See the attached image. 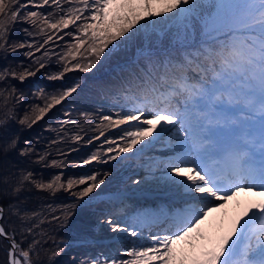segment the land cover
<instances>
[{
    "label": "snow or ice",
    "instance_id": "snow-or-ice-1",
    "mask_svg": "<svg viewBox=\"0 0 264 264\" xmlns=\"http://www.w3.org/2000/svg\"><path fill=\"white\" fill-rule=\"evenodd\" d=\"M141 7L143 14L133 0H0V61H7L10 53L25 47L29 51L24 55L32 60L31 64L21 61L15 67L11 62L0 64V84H4L0 87L4 101L0 112V196L7 193L9 199L18 198L26 185L53 196L66 191L76 202L57 205L55 209L47 206L53 213L57 209L61 213L51 215L49 223L63 227L74 209L105 182L103 177L110 175L107 171L93 172L64 181L61 174H56L45 181L33 179L32 172L19 170V161L12 157L19 141L13 122L30 128L76 93L80 84L53 93L38 88L33 94L44 101L43 106L33 105L17 118L15 109L25 94L9 79L24 83L45 68L42 60L56 55L46 47L54 43V37L63 40L66 35L71 40L63 54L56 56L62 67L48 75L49 80L62 79L76 69L87 73L141 28L171 19L185 49L183 56L147 54L148 70L133 72L121 83L123 103L113 113L98 117L99 135L87 140L78 134L72 137L75 142L91 144L105 137L106 130L116 129V139L105 137L102 152L97 149L73 167L114 163L123 159V153L140 151L153 142L163 143L175 155L153 161L150 167L163 165L161 179L181 197L185 208L176 214L174 224L151 235L147 246L135 243L122 249L123 258L102 253L85 257L79 264H264V199L249 205L227 233L211 247H204L199 255H178L174 249L178 241L192 234L194 239H203L199 225L231 196L239 192L264 195V0H166L161 11L152 10L151 0H143ZM17 24H27L32 30L20 29L25 38L9 43ZM37 38H43V42ZM42 49L43 55H36ZM80 115L86 119L94 116L87 112ZM133 128L135 131L129 130ZM60 129L64 131V123ZM63 139L61 136L51 143ZM34 153V148L26 147L19 155ZM46 156L47 153L37 154L36 162L57 169L64 167L63 161L47 160ZM74 188L79 190L73 192ZM22 207L15 206L22 224L39 217L36 212H22ZM103 223L113 234L127 233L131 237H138L142 226L139 219L129 224L111 214ZM38 226L32 224L26 232L35 237ZM47 235L42 232L41 240L33 238L31 243L25 236L18 242L10 230L0 225V239L6 242L5 264H34L31 256L47 251L41 243ZM48 238L56 245L49 257V264H54L64 251L59 247L63 242ZM189 244L195 249L191 240Z\"/></svg>",
    "mask_w": 264,
    "mask_h": 264
},
{
    "label": "trees",
    "instance_id": "trees-1",
    "mask_svg": "<svg viewBox=\"0 0 264 264\" xmlns=\"http://www.w3.org/2000/svg\"><path fill=\"white\" fill-rule=\"evenodd\" d=\"M155 26L157 28L149 23L146 27L135 32L127 41L118 44L112 52L102 58L91 71L85 73L76 69L65 73L62 79L49 80L47 76L56 73L62 67L56 56L63 54L67 42L71 40V37L66 35L63 36V40H57L54 37V43L50 42L46 47L56 55L50 59L44 58L42 60L46 64L45 68L40 69L35 76L27 78L24 83L9 79L10 84L16 85L19 91L25 94L21 104L16 106L17 118L23 116L25 111H30L33 105L43 106L44 101L33 94L38 88H44L48 93H53L64 87L76 83L80 84V88L76 93L60 105H56L30 128L13 122L19 141L12 157L19 161V170L32 172L33 179H43L45 181L56 174H61L62 180L66 181L69 177L79 178L91 175L93 172L102 174L107 171L110 173L109 176L103 177L105 182L89 197H85L81 206L74 209V214L63 227L58 226L55 222L49 223L51 215L60 216L61 213L58 209L53 213L47 206L51 205L55 209L57 205L76 202L74 197L66 191L57 192L53 196L47 191L37 190L30 185H26L23 194L18 198L9 199L7 193L0 196V203H3V216L0 217V225L10 230V234L18 242L23 241L25 236L28 237V243H31L33 238L41 240L40 233L47 232L48 235L41 241L43 249L47 251L40 250L34 253L31 256L34 264H49V257L51 252L55 250L56 245L48 237H54L58 243L63 242L59 243V247L63 248L64 251L55 258L54 264H79V261L85 257L102 253L117 254L116 249H118L117 245L119 243H115L116 246L114 247L113 240L105 241L113 233L103 221L111 214L114 218L131 223L129 214L135 206L130 203L122 206L119 202L121 196H118V194L122 192L123 181L129 178L127 177L128 174L133 172L136 167H141L144 171L140 174H143L144 179L147 178L145 174L149 173L148 169H150L146 163L147 158L140 160L139 156L127 157L124 154L122 155L123 159L118 158L117 162L114 163L95 162L90 165L76 167H73V165H79L81 160L86 159L88 155L96 152L97 149L102 152L105 137L110 140L116 139L117 130L108 129L105 132V137H101L98 141H93L91 144L84 142V140L91 139L93 135H99V129H96V125L99 123L98 117L113 113L116 111L117 106L123 103L125 93L120 91L122 81L133 72H140L141 69L148 70L146 56L149 52L158 53L161 56L165 53L170 54L171 57L183 56L185 49L181 47L180 41L177 39V28L174 25L165 28H162V24ZM24 27H28L29 31L32 30L27 24H17L11 32L9 43L25 38L26 34L20 30ZM58 35H63V33H58ZM28 39L31 40L32 38L28 37ZM37 39L41 43L43 42V38ZM220 39H224V37L220 36ZM26 51H29L27 47L10 53L8 60L0 61V64L11 62L13 67L21 61L25 65L31 64L32 60L24 55ZM43 51L42 49L36 55L42 56ZM189 51L191 50L189 49ZM69 67H71V63ZM0 87H4V84H0ZM125 87H129V85H125ZM3 103V97H0V112H2ZM82 112L93 113L94 116L91 119L82 118L80 115ZM69 121H76V124H71ZM61 123L65 124L64 131L60 129ZM129 130L135 131L134 128ZM65 131L67 135H64ZM73 134L84 137V140L75 142L72 139ZM61 136L64 137L62 142L51 143L52 141H59ZM112 146L115 147V145ZM26 147L34 148L35 153L26 156L19 155L20 151ZM44 153H47V160L63 161L64 167L57 169L37 163V154ZM104 159H107V157H104ZM133 163H136L135 168H133ZM78 190L79 188H74L73 192ZM110 193L111 196L108 195ZM128 199L133 201L134 198ZM16 205L23 206L22 212H36L40 215L38 218L33 217L22 224L15 208ZM32 224L39 225L35 229L37 233L35 237L26 232V229ZM24 246L26 247V244ZM5 259L6 242L0 239V264H5Z\"/></svg>",
    "mask_w": 264,
    "mask_h": 264
},
{
    "label": "rangeland",
    "instance_id": "rangeland-1",
    "mask_svg": "<svg viewBox=\"0 0 264 264\" xmlns=\"http://www.w3.org/2000/svg\"><path fill=\"white\" fill-rule=\"evenodd\" d=\"M142 2L143 0H133V4L136 7L137 11H140L143 14L144 9L141 7ZM165 6H166V0H151V7L152 10L154 11H161L162 8ZM160 24H162V28H165L167 26L171 27L173 25L175 28H177V26L173 23L171 19H169L166 23L161 21L158 25ZM153 27L157 28V26H153ZM239 115L243 116L244 113H239ZM148 139L151 140V137H149ZM140 151L141 152L134 150L130 153H123L122 155L126 154L127 157L139 156L140 160H145L144 158H147L146 163L150 168L148 169L149 173L145 174L147 175V178L144 179L142 177L143 174H140L144 170H142L141 167L135 168L136 163H133V168L135 169L133 172L128 174L127 177L129 178L123 181V185L121 186L122 193L130 196L133 194L132 196L134 197L135 196L142 197L143 194L145 197L146 196L150 197L152 200L155 198L160 199L161 202H163V204L161 206H158L157 204V206L159 208L166 209L168 207L167 203L169 201V199L167 198V191H170V193L172 194L175 193L172 190H170L168 187H166L163 180L161 179L164 176L163 165L161 164L160 165L161 167H150V165H152L153 161H162V160L171 159L172 156L170 152H174V151L171 149L170 146L159 142H153L152 144L145 146ZM136 180H141L143 181V183L134 184L133 181ZM258 197L261 198L262 195H257L255 192H239L236 193V195L231 196L227 201L223 202L222 207L216 208L213 211L209 212L207 218H205V220L202 221V223L199 225L198 231L202 234L203 239H194L195 234H192L188 239L178 241L174 245V249L176 250L177 254L179 255L183 252V253L199 255L204 247H211L214 244V242L219 240L223 235L227 233L229 227L232 224L231 221H235L232 219L240 215L250 205L251 200L253 198H258ZM129 200L130 199L123 197L120 199L119 202L121 203L122 206L124 205L126 206L127 204L126 201ZM152 208H153L152 204L149 203L143 205L141 209L135 206L134 210H132V212L129 214V217L134 218L136 220L137 219L136 217H138L140 214L143 213V217L146 216L145 219L153 220L154 217L155 219H158V216H152V214L154 213ZM178 210L179 209L177 208V211ZM141 211L142 213H140ZM170 211H171L170 208H168L166 210V214L171 215L172 212ZM165 219H167L168 222L162 223L163 225L172 224L171 223L172 221H169V217H166ZM131 222L133 223V220ZM156 233L148 232L147 230H145L144 224H142L140 228V235H138V237H131L127 233L113 234L111 237L110 236L107 237L108 239H106L105 241L111 239L113 240L114 244L119 243L117 245L118 249H116L117 254L121 255V258H123L122 249L124 247H131L135 243H145V245L146 244L148 245L147 242L149 241L150 236ZM189 240H191L192 243L196 245L195 249H193L190 246ZM115 246L116 244L114 245V247Z\"/></svg>",
    "mask_w": 264,
    "mask_h": 264
},
{
    "label": "bare ground",
    "instance_id": "bare-ground-1",
    "mask_svg": "<svg viewBox=\"0 0 264 264\" xmlns=\"http://www.w3.org/2000/svg\"><path fill=\"white\" fill-rule=\"evenodd\" d=\"M170 153H171V156L174 155V152H170ZM159 167H161V166H159ZM132 195L131 196L130 195H126V194H123L122 192L118 194V196H121V198L125 197V198L128 199V198L133 197L134 198V199H132L133 201H126V203H131V204H133L134 206H137V208H140V209H141V207L143 205H146L147 203L152 204V207H155L157 204H159L161 202L160 199L155 198V199L152 200L150 197H147V196L145 197L143 194H142V197H138V196H135L134 197ZM167 198L169 199V201L167 203L168 204V207L166 209L163 208L159 212L153 211L154 213L152 214V216H158V219H155V217L153 218V220H151V219H145L146 216L143 217L142 211L140 212L142 214H140L138 217H136L137 219H139L140 221H142V224H144L145 230H147L148 232L156 233V232H158L157 231L158 229L160 230L162 228L169 227V225H163L162 224L164 222L165 223L168 222V220L165 219L166 217H169V221H172L171 223L174 224L176 214L179 213V212H181V211H183V209L185 208L184 202H183V200L181 199V197L179 195L172 194V193H170V191H167ZM261 199H264V195H262L261 198H259V197L258 198H253L251 200L250 205L253 204V203L259 202V200H261ZM168 208H170V210H171L170 212H172L171 215L166 214V210ZM177 208L179 209L178 211H177ZM235 218H233L232 220H235ZM132 220H133V223L136 222V220L134 218H131V221ZM233 222L234 221H231V223H233ZM172 224H170V225H172Z\"/></svg>",
    "mask_w": 264,
    "mask_h": 264
}]
</instances>
